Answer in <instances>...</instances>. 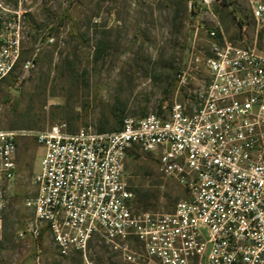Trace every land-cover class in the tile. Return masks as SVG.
I'll list each match as a JSON object with an SVG mask.
<instances>
[{
    "label": "built area",
    "instance_id": "built-area-1",
    "mask_svg": "<svg viewBox=\"0 0 264 264\" xmlns=\"http://www.w3.org/2000/svg\"><path fill=\"white\" fill-rule=\"evenodd\" d=\"M56 1L0 0V89L9 79L27 81L54 43L49 27L31 51L27 46L30 16ZM218 3L187 0L192 29L206 31L205 47L188 65L207 77L197 103L189 95L161 115L126 117L112 132H71L60 123L35 134L44 154L20 237L47 233L62 257L86 255L97 241L120 264H264V52L227 41ZM251 16L264 24L263 2L253 4ZM187 75L179 73L181 87ZM25 135L0 129V239ZM136 155L155 159L183 189L171 211L137 208L126 175Z\"/></svg>",
    "mask_w": 264,
    "mask_h": 264
},
{
    "label": "rangeland",
    "instance_id": "rangeland-1",
    "mask_svg": "<svg viewBox=\"0 0 264 264\" xmlns=\"http://www.w3.org/2000/svg\"><path fill=\"white\" fill-rule=\"evenodd\" d=\"M178 1L62 0L39 6L30 16L28 50L42 29L52 27L55 41L40 52L27 81L16 86L9 79L0 89V129L27 134L18 144L17 177L8 185L0 264H120L97 241L85 261L60 256L47 233L20 237L31 220L25 201L35 194L33 179L44 154L35 134L60 123L71 132L83 127L112 132L126 117L161 115L189 95L194 102L207 77L188 65L192 52L205 47L206 31L190 28L187 0L175 19L172 4ZM257 2L264 0H219L216 14L227 41L264 52V24L251 16ZM182 71L188 75L181 87ZM126 172L132 190L148 196L141 197L140 208L146 203L167 212L184 197L151 157H129Z\"/></svg>",
    "mask_w": 264,
    "mask_h": 264
},
{
    "label": "trees",
    "instance_id": "trees-1",
    "mask_svg": "<svg viewBox=\"0 0 264 264\" xmlns=\"http://www.w3.org/2000/svg\"><path fill=\"white\" fill-rule=\"evenodd\" d=\"M171 4H172V3H171ZM172 6L176 8V10H175V13H176L175 16H176V17H175V19H177V18L179 17V13L182 12V9H183V11H184V0H179L178 2H174V3L172 4ZM180 8H181V11H180ZM189 25H190V28H193V27H194V26H193L194 24H193V21H192V20L189 21ZM53 32H54V30L52 31V33H53ZM175 45H176V44H175ZM170 69H173L172 65L170 66ZM169 77H170V76H169ZM144 116H145V115H144ZM123 120H124V119L121 120L120 125H119V128H117V129L114 130V131H117V130H119V129L121 128ZM135 194H136V197H137V204L142 202V198H141V197H143L144 200H147V198H148L147 195L140 196V192H139V191H135ZM136 206H137V208H140L138 205H136ZM140 209L150 210V209H149V205H147L146 203H144V204H143V207L140 208Z\"/></svg>",
    "mask_w": 264,
    "mask_h": 264
},
{
    "label": "flooded vegetation",
    "instance_id": "flooded-vegetation-1",
    "mask_svg": "<svg viewBox=\"0 0 264 264\" xmlns=\"http://www.w3.org/2000/svg\"><path fill=\"white\" fill-rule=\"evenodd\" d=\"M88 251H89V247H88L86 255H82V254H77V255L80 256L83 260L88 261Z\"/></svg>",
    "mask_w": 264,
    "mask_h": 264
},
{
    "label": "crops",
    "instance_id": "crops-1",
    "mask_svg": "<svg viewBox=\"0 0 264 264\" xmlns=\"http://www.w3.org/2000/svg\"><path fill=\"white\" fill-rule=\"evenodd\" d=\"M74 256V255H73ZM72 257V256H71Z\"/></svg>",
    "mask_w": 264,
    "mask_h": 264
}]
</instances>
